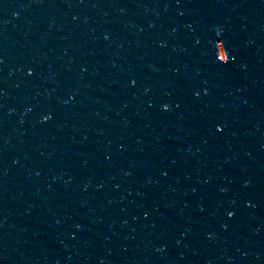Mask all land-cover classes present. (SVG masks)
I'll return each instance as SVG.
<instances>
[{
  "label": "water",
  "instance_id": "95a60500",
  "mask_svg": "<svg viewBox=\"0 0 264 264\" xmlns=\"http://www.w3.org/2000/svg\"><path fill=\"white\" fill-rule=\"evenodd\" d=\"M215 65L264 87V0H109Z\"/></svg>",
  "mask_w": 264,
  "mask_h": 264
}]
</instances>
